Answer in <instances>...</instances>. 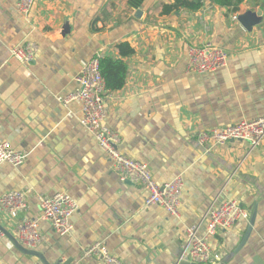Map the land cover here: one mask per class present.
I'll return each instance as SVG.
<instances>
[{
  "label": "crops",
  "instance_id": "obj_1",
  "mask_svg": "<svg viewBox=\"0 0 264 264\" xmlns=\"http://www.w3.org/2000/svg\"><path fill=\"white\" fill-rule=\"evenodd\" d=\"M174 1L133 8L126 0H35L22 15L15 0H0V141L27 154L18 168L0 164V196L29 190V219L39 216L38 196L65 192L79 206L69 237L39 223L44 241L35 250L49 263L103 264L82 256L100 243L122 264H181L186 229L203 236L208 209L233 200L248 218L210 237L219 255L213 264H264V141H197L210 128L264 118V0L243 1L236 12L210 0H199L196 11L169 10ZM258 11V24L246 30L238 17ZM123 42L132 54H120ZM30 43L36 47L29 65L10 56L11 48ZM206 43L227 53V65L188 72L186 47ZM96 55L125 60L123 88L107 94L106 124L119 134L120 152L146 164L157 183L182 177L178 218L146 206V191L120 180L81 126L79 102H65ZM0 224L17 240L14 220L0 213ZM0 264L41 263L4 236Z\"/></svg>",
  "mask_w": 264,
  "mask_h": 264
},
{
  "label": "built area",
  "instance_id": "obj_2",
  "mask_svg": "<svg viewBox=\"0 0 264 264\" xmlns=\"http://www.w3.org/2000/svg\"><path fill=\"white\" fill-rule=\"evenodd\" d=\"M35 0H15L17 11L28 15L33 9ZM236 18L233 17V20ZM35 45L10 49V56L20 64L29 65L34 60ZM187 71L197 74L215 72L227 65L228 55L220 47L206 43L202 46L186 47ZM99 56L91 58L75 77L76 90L65 102L75 100L81 107L79 122L92 136L94 142L107 158L113 171L122 182L129 181L146 191L145 205L158 206L168 215L178 218L183 179L176 176L164 183H157L147 165L123 155L118 146L120 136L106 124L108 90L99 70ZM201 146L220 147L228 142L243 141L251 147H257L264 141V118L241 121L234 125L210 128L197 135ZM27 158L25 152L11 148L9 143L0 141V164L7 163L14 168L20 167ZM29 190H11L0 196V213L14 220V230L18 243L31 250L38 248L44 241L39 223H47L54 234L69 237L73 231L72 217L78 212L77 202L65 192L52 196H38L39 216L34 219L23 217L27 210ZM206 231L203 236L197 234L196 227L186 229L184 246L186 260L192 264H213L219 260L209 245V239L217 230L231 228L235 223L247 220L248 212L236 201L226 200L205 213ZM4 238L0 230V241ZM83 258H94L103 264H122L106 248L95 243L85 249Z\"/></svg>",
  "mask_w": 264,
  "mask_h": 264
},
{
  "label": "trees",
  "instance_id": "obj_3",
  "mask_svg": "<svg viewBox=\"0 0 264 264\" xmlns=\"http://www.w3.org/2000/svg\"><path fill=\"white\" fill-rule=\"evenodd\" d=\"M128 5L133 8H139L144 0H126ZM243 1L257 2L260 0H210L211 4L219 7L231 8L233 12L238 10V6ZM199 0H175L169 6L171 9L184 8L186 10L196 11L201 7ZM121 55L128 56L133 53V49L126 42L117 45ZM99 70L103 76L108 91L121 90L125 84L127 75V64L124 59H112L110 57L99 58Z\"/></svg>",
  "mask_w": 264,
  "mask_h": 264
},
{
  "label": "water",
  "instance_id": "obj_4",
  "mask_svg": "<svg viewBox=\"0 0 264 264\" xmlns=\"http://www.w3.org/2000/svg\"><path fill=\"white\" fill-rule=\"evenodd\" d=\"M140 13V12H138ZM137 13V14H138ZM136 14V15H137ZM256 15L259 17L261 16L260 14V11H258L256 14L255 13H250V12H246L242 15H240L238 17V21L240 22V24L246 29V30H249L253 25H256L258 24L259 22V19L256 17ZM125 183L127 184H132L131 182L129 181H126ZM254 214L251 215L250 217V220H249V228L246 232V235L248 234V232L251 230V226L252 224L254 223ZM0 230L2 231L3 235L9 239L11 241V243L13 244V246L19 250L21 253L25 254V255H28V256H31V257H34L36 258L37 260H39V262L41 264H71L72 263V260H68L66 261L65 263L64 262H61L60 259L56 260L55 262L53 263H49L46 258L43 256L42 253H40L39 251L37 250H31V249H27L25 247H23L21 244L18 243V241L8 232L5 230V228L0 224ZM245 235V236H246ZM181 264H192V263H189L186 259L184 260V262H182Z\"/></svg>",
  "mask_w": 264,
  "mask_h": 264
}]
</instances>
